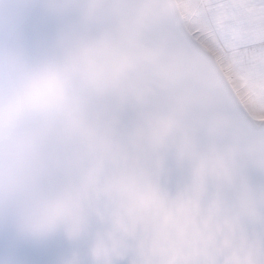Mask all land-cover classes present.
<instances>
[{
    "label": "water",
    "instance_id": "95a60500",
    "mask_svg": "<svg viewBox=\"0 0 264 264\" xmlns=\"http://www.w3.org/2000/svg\"><path fill=\"white\" fill-rule=\"evenodd\" d=\"M0 264H264V120L174 0H0Z\"/></svg>",
    "mask_w": 264,
    "mask_h": 264
},
{
    "label": "crops",
    "instance_id": "0c3cea01",
    "mask_svg": "<svg viewBox=\"0 0 264 264\" xmlns=\"http://www.w3.org/2000/svg\"><path fill=\"white\" fill-rule=\"evenodd\" d=\"M223 53L232 55L244 88L264 100V0H207Z\"/></svg>",
    "mask_w": 264,
    "mask_h": 264
},
{
    "label": "rangeland",
    "instance_id": "374dc122",
    "mask_svg": "<svg viewBox=\"0 0 264 264\" xmlns=\"http://www.w3.org/2000/svg\"><path fill=\"white\" fill-rule=\"evenodd\" d=\"M189 33L215 57L232 89L250 117L259 122L264 120V100L257 99L244 88L239 68L233 63L232 55L223 53L218 34L210 22L207 0H174Z\"/></svg>",
    "mask_w": 264,
    "mask_h": 264
}]
</instances>
